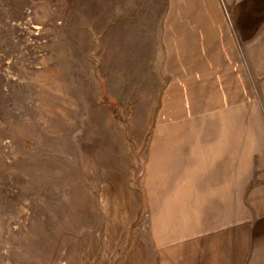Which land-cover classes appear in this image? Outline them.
Listing matches in <instances>:
<instances>
[{
	"label": "rangeland",
	"instance_id": "obj_1",
	"mask_svg": "<svg viewBox=\"0 0 264 264\" xmlns=\"http://www.w3.org/2000/svg\"><path fill=\"white\" fill-rule=\"evenodd\" d=\"M200 3L234 34L263 136L264 0H0V264H96L145 239L146 113L124 100L154 77L167 7Z\"/></svg>",
	"mask_w": 264,
	"mask_h": 264
},
{
	"label": "crops",
	"instance_id": "obj_2",
	"mask_svg": "<svg viewBox=\"0 0 264 264\" xmlns=\"http://www.w3.org/2000/svg\"><path fill=\"white\" fill-rule=\"evenodd\" d=\"M213 8L167 7L154 77L131 82L124 106L147 120L145 239L114 258L99 249L96 264H264V135L248 64Z\"/></svg>",
	"mask_w": 264,
	"mask_h": 264
}]
</instances>
